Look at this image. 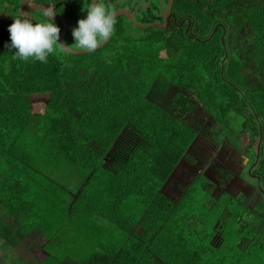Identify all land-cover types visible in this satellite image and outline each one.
<instances>
[{"label": "trees", "instance_id": "1", "mask_svg": "<svg viewBox=\"0 0 264 264\" xmlns=\"http://www.w3.org/2000/svg\"><path fill=\"white\" fill-rule=\"evenodd\" d=\"M65 1L75 16L81 6ZM227 6L239 10L246 35L238 55L225 58L220 28L199 42L175 27V44L154 36L131 45L118 32L114 46L59 48L46 62L17 57L10 32L0 30L2 244L37 230L41 246L50 245L48 264H264V0H192L178 10L208 29ZM174 51L175 60L162 57ZM170 85L192 92L225 137L248 130L257 139L247 170L255 201L225 192L223 202H204L211 226L210 217H194L190 200L206 190L204 175L175 200L163 191L197 135L155 104ZM176 99L181 112L185 101Z\"/></svg>", "mask_w": 264, "mask_h": 264}, {"label": "flooded vegetation", "instance_id": "2", "mask_svg": "<svg viewBox=\"0 0 264 264\" xmlns=\"http://www.w3.org/2000/svg\"><path fill=\"white\" fill-rule=\"evenodd\" d=\"M9 1L15 2L16 0L4 1V5L8 9L7 18L12 15L13 20L15 17L20 16L18 14L19 9L27 13V18H32V20H34L33 17L35 13L41 14L42 12L33 9L32 7H39L46 12L53 13V17L62 18L65 21L63 41L68 45H71L75 42L72 35V28L77 26L79 18L86 16V12L83 11V8L86 7L88 3V0H81L82 3H78L81 8L79 12L75 13V16H73L70 10V5L65 0H32V3H29V0H17L18 7L12 5ZM190 1L192 0H178L181 8L186 7L187 3ZM178 2L176 0H172L171 3H169V0H106V6L114 7L115 13L120 11H123L124 13L116 16V19L118 20H116L114 32L112 36L108 38L105 41L104 45L100 48L105 47L106 45H109L108 47L114 46V36L118 32H123L124 35L130 41H132L131 45L133 43L144 44L146 39H150L154 36L162 37L159 39H163V37L168 38L170 43L175 44V27L183 28V34L187 38L199 42H204L207 38H203V36L207 35L206 37H211L216 34L218 28H220V39L225 46L224 58L228 55L227 51H229L230 54L238 55L237 44L239 39H243V37L246 35L243 27L246 24H244V22H241V20H238L240 13L239 10H237V7H223L224 9L228 8L229 11L220 13L221 15H218L219 12H217L214 18L216 19L215 24H212V28L205 29L198 25V23L196 22V18L192 14V12L179 11ZM66 8L67 10H64ZM54 22L59 23L60 29H62V22L58 20H54ZM211 23L212 22H209L208 25H210ZM150 29H153V31H150ZM157 30L159 31L156 32ZM160 30H163V32H160ZM137 32H142V34L139 35ZM71 49L82 50L76 47H72ZM162 57L175 60V51L173 53L171 52L169 55L164 54V56ZM166 90V95L164 97H161V101L163 103L159 104L155 101V104H157L158 106L169 108L170 112H172L176 118H179L189 124H193L197 131V139L200 133L199 130L202 128L201 126H204V124H206V117L203 120H199V116L203 113L209 118H211V116L207 114L196 102L192 92H188V90L186 91L177 89L175 88V86L171 85L168 86ZM180 95L183 96V100L185 101L184 107L181 108V112L179 110L177 111V109L180 107V103H178L176 99ZM240 137L241 135L237 140H234L232 138L230 139L233 142H237ZM227 138L228 137L223 136L222 144L227 141ZM247 149L248 148L243 149L242 151H247Z\"/></svg>", "mask_w": 264, "mask_h": 264}, {"label": "rangeland", "instance_id": "3", "mask_svg": "<svg viewBox=\"0 0 264 264\" xmlns=\"http://www.w3.org/2000/svg\"><path fill=\"white\" fill-rule=\"evenodd\" d=\"M70 2L74 6L78 5V0H70ZM7 14V12H2L0 15L1 21H3L0 25V30L2 29L9 32V30L4 27ZM18 14L21 17L27 16V13L21 9L18 10ZM38 18H40L39 14L35 13L33 19ZM13 22L14 20H12V23ZM137 33L139 35L142 34V32ZM199 117V120H203L206 117V124L201 126L204 129L201 128L199 130L200 133L188 152L189 155L180 160L174 173L168 179L164 191L168 197L175 200L184 190L191 178L199 173L204 175L207 181L205 183L206 190L202 189L196 191L191 196L190 200L194 203V208L192 207L194 217L198 219H202L205 216L210 217L211 221L207 226H211L214 220V211L204 210L202 206L204 202L210 199L216 200V198H218V201L220 199V201L223 202L224 196H222V194L225 192L232 194V196L238 195L239 192H245L246 196H249L248 200L250 203L255 201V195L251 197L252 190L249 191V185L255 184V181L247 175V170L248 163L252 161V150L256 147L257 139L256 137H251L248 130H244L237 142H233L230 138H227V141L224 140L225 143L222 144L225 130H222L215 120L209 118L204 113ZM246 148L250 150L247 149V151H242ZM243 156L249 160L245 159ZM69 185L71 186V183ZM196 185L197 184H195V186ZM205 194H207L209 199H206ZM232 206L237 207L235 203L232 204ZM257 208L259 210L262 209L259 203ZM128 214L135 216L137 212ZM221 221L224 222L225 220ZM4 223H7V220L1 218L0 227H2ZM16 227L18 226L16 225ZM12 229H14V226H12ZM24 229L27 228H22V230ZM31 232L32 235L27 233V236L20 241L18 240L12 247L8 244H2L3 240L0 237V264H48L52 262V260L42 261V259H45V254H48L47 251L50 245L45 248L41 246V235L37 230H32ZM25 233L26 231L23 234ZM44 242H42V244ZM60 259H62L61 256Z\"/></svg>", "mask_w": 264, "mask_h": 264}, {"label": "clouds", "instance_id": "4", "mask_svg": "<svg viewBox=\"0 0 264 264\" xmlns=\"http://www.w3.org/2000/svg\"><path fill=\"white\" fill-rule=\"evenodd\" d=\"M83 11L86 16L79 18L77 26L72 28L75 42L71 45L60 42V26L51 18L54 14L43 12L40 22H33L27 17H15L8 26V46L15 49V54L21 59L33 58L42 62H46L48 56L59 48L66 51L72 47L95 50L101 41L112 36L116 24L115 10L114 7L106 6V0H88Z\"/></svg>", "mask_w": 264, "mask_h": 264}, {"label": "water", "instance_id": "5", "mask_svg": "<svg viewBox=\"0 0 264 264\" xmlns=\"http://www.w3.org/2000/svg\"><path fill=\"white\" fill-rule=\"evenodd\" d=\"M172 2V0H169V3H171ZM33 9H36V10H39V11H41L42 13L43 12H46L45 10H43V9H41V8H39V7H32ZM121 13H124L123 11H120V12H117V13H115V16H117V15H119V14H121ZM53 20H58V21H60V22H62V29H61V31H60V42H62V43H64V41H63V35H64V32H65V21L62 19V18H57V17H51ZM153 25V24H152ZM143 27H145V26H143ZM105 41L106 40H104V41H102V42H100L99 44H98V46H97V48L95 49V50H92V51H96L97 49H99L101 46H103L104 45V43H105ZM62 51L63 52H65V53H71V54H81V53H85V52H92V51H86V50H68V51H66L65 49H63L62 48Z\"/></svg>", "mask_w": 264, "mask_h": 264}, {"label": "crops", "instance_id": "6", "mask_svg": "<svg viewBox=\"0 0 264 264\" xmlns=\"http://www.w3.org/2000/svg\"><path fill=\"white\" fill-rule=\"evenodd\" d=\"M173 173H174V171H173ZM173 173H172V174H173ZM172 174H171V175H172ZM164 188H165V186H164ZM164 188H163V191H164ZM164 193H165V191H164ZM170 198H171V197H170ZM171 199H172V198H171ZM30 233H31V234H29V235H32V232H30ZM16 242H18V240H16V241L14 242V244H15ZM46 256H47V255L45 254L44 258H46ZM42 260H43V259H42Z\"/></svg>", "mask_w": 264, "mask_h": 264}]
</instances>
